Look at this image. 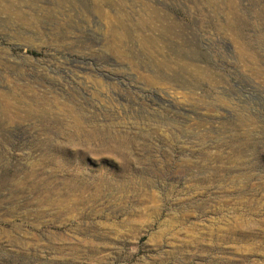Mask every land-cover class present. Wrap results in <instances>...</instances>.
I'll list each match as a JSON object with an SVG mask.
<instances>
[{
  "label": "rangeland",
  "instance_id": "374dc122",
  "mask_svg": "<svg viewBox=\"0 0 264 264\" xmlns=\"http://www.w3.org/2000/svg\"><path fill=\"white\" fill-rule=\"evenodd\" d=\"M0 264H264V0H0Z\"/></svg>",
  "mask_w": 264,
  "mask_h": 264
}]
</instances>
